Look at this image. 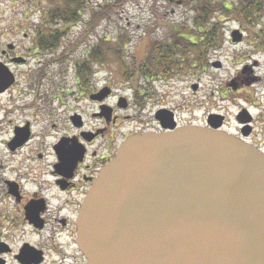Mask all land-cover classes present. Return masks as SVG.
Here are the masks:
<instances>
[{
    "label": "water",
    "instance_id": "obj_1",
    "mask_svg": "<svg viewBox=\"0 0 264 264\" xmlns=\"http://www.w3.org/2000/svg\"><path fill=\"white\" fill-rule=\"evenodd\" d=\"M159 115L168 129L128 137L84 200L87 264H264V153L220 130V117L204 127Z\"/></svg>",
    "mask_w": 264,
    "mask_h": 264
},
{
    "label": "flooded vegetation",
    "instance_id": "obj_2",
    "mask_svg": "<svg viewBox=\"0 0 264 264\" xmlns=\"http://www.w3.org/2000/svg\"><path fill=\"white\" fill-rule=\"evenodd\" d=\"M24 15L28 17V12ZM48 20L25 27L15 21L11 28L0 27V46L2 39L8 38L0 49V66H7L15 75L10 77V84H4L5 90L0 89V133L5 129L10 133L7 139H0V264H87L77 243L79 211L94 179L122 143L113 142L114 132L107 136V128L129 118L118 113L132 106L128 103V109L120 108L121 99L111 106L108 101L114 91L110 84L92 87L98 71L89 77L76 75L71 90L63 82L54 95L43 89L44 80L66 81L70 75L68 72L61 78L58 72L37 71L44 65H58L55 49L45 50L40 42L44 29H49L43 25ZM19 39L29 40L32 46L20 51ZM29 66L33 67L28 72H20L21 67ZM106 87L112 91L103 96L100 91ZM67 98L73 103L88 99L98 109L94 113L72 109ZM60 108L64 119L53 113ZM62 120L70 127L59 131ZM154 127L162 130L156 115ZM237 129L235 135L264 152V107L256 112L249 107L243 126ZM146 130L151 128L129 135ZM50 137L56 141L44 148Z\"/></svg>",
    "mask_w": 264,
    "mask_h": 264
},
{
    "label": "rangeland",
    "instance_id": "obj_3",
    "mask_svg": "<svg viewBox=\"0 0 264 264\" xmlns=\"http://www.w3.org/2000/svg\"><path fill=\"white\" fill-rule=\"evenodd\" d=\"M16 1L19 0H0L1 28H11L15 21H17L16 25L20 23L23 27L40 24L44 10L56 12V9L61 10L64 6L61 0ZM86 1L88 6L82 8L84 13L79 23L71 28V39L68 42L75 43L81 40L73 58H81L86 55L85 50L88 51L92 46L99 45L103 61L98 62L104 63L105 66L95 75L91 83L92 87L98 89L110 84L109 87L114 91V97L108 101L111 106H115L119 97L126 98L129 105L132 104L129 110L118 113L129 118L123 119L116 126L108 127L105 132L107 136L114 132L113 142L116 144L140 128L155 130V115L163 107L175 111L177 120L181 124H199L205 122L212 114L221 115L225 118L226 127L232 130L237 128V115L243 111L244 107H251L254 112L262 111L264 107V0L256 3L248 19L244 13L237 15L236 12H226V10L216 12L212 23L220 24L217 32V38L220 37L221 41L218 39L220 46L218 48L206 46L203 55L201 51H197V47L190 48L191 50L184 54L185 62L183 66L180 65V70L169 75L161 73L154 76V78L161 76L162 79L154 80L152 84L147 83L144 76L142 79L139 78L140 74L136 69L135 59L141 57L139 49L145 40H147L146 44L151 45L152 41H163L167 36H176L175 32L171 31L174 23L180 25V30L177 32L182 31L188 36L186 33L188 29L198 30L194 23L197 14L194 10L196 5L208 4L212 1L215 5L224 4L231 7L237 0ZM107 4H116L111 16L109 18L101 16L98 22L93 21L91 12L99 11ZM101 5L103 6L100 7ZM26 11L29 14L28 17L24 15ZM234 30L243 33L242 41L233 42ZM28 38L31 40L30 37ZM195 38V35L191 36L192 43H197ZM29 40L19 39L17 44L20 51L32 46ZM7 42L8 38L2 39V45ZM31 67L33 66L21 67L20 72H28V69H32ZM96 67L99 69L97 63ZM42 68L45 73L58 72L61 78L67 72L64 65L60 63L56 66L39 67V69ZM39 69L37 71L42 73ZM255 77H259V80L254 82ZM132 79L139 81V84H133ZM20 80H22V87L24 78L21 77ZM75 80L76 71L72 70L68 80L66 77V81L60 78L55 81L44 80L43 89L50 90V94L54 95L58 92L61 82L66 85L67 90H71L76 84ZM249 81L253 82L248 85L250 88L247 87ZM195 84L198 85L197 90L192 88ZM138 89L144 92L141 95L145 105L143 110L134 106L137 102ZM66 101L73 106L72 109L82 108L89 113H94L98 109L97 105L90 103L88 99L81 103H73L70 98ZM56 105L58 102L54 104ZM53 113L60 119H64L62 108ZM2 116L3 113L1 118ZM134 116H136L135 119ZM88 119L92 120L89 117ZM66 127L69 128L70 123L62 120L59 131ZM36 128L39 129L40 126ZM64 132L66 129L61 133ZM9 135V130L5 129L3 134L0 133V139L3 141ZM54 141H56L54 138H48V145H44V148H50L52 145L50 143ZM108 143L110 144L111 141Z\"/></svg>",
    "mask_w": 264,
    "mask_h": 264
},
{
    "label": "trees",
    "instance_id": "obj_4",
    "mask_svg": "<svg viewBox=\"0 0 264 264\" xmlns=\"http://www.w3.org/2000/svg\"><path fill=\"white\" fill-rule=\"evenodd\" d=\"M61 1L64 2L62 9H56V12L52 10L48 15V21L50 22L43 24L44 26H49V29H44L40 42L45 50L48 48L55 49V60L62 63L67 70L73 62V64H76L78 74L89 77L92 75L96 63L97 65L101 64V68L105 65L104 63H99L103 61V55L99 45L96 44L89 48L88 51L85 50L84 54L86 52V55H83L81 58H73L74 53L78 50V43L81 40L75 43L68 42L71 39V28L81 20L82 13H84L82 8L87 7L88 2L86 0ZM104 1L111 2L112 0ZM256 3V0H237L231 7H227L224 4L215 5L212 1L208 4L201 3L196 5L194 10L197 14L194 23L198 30L191 31L188 29L187 32L185 31L188 34V36H186L182 31L180 33L177 32L180 30V25L174 23L171 31L172 33L175 32L176 36H167L163 41H152L151 45L146 44L147 40L143 42V45L139 49L141 57H136L135 59L137 62L136 69L140 74L138 75L140 76L139 78L142 79V76H144L147 83L152 84L154 80L161 78V76L156 78H154V76L161 75V73H168L167 75H169L178 69L180 70V65L183 66L185 62L184 54L191 50L190 48L197 47V51H201L203 55V50H205L206 46H219L221 41L220 37L217 38V32L220 24L218 22L212 23L213 15L218 11L226 10V12H236L237 15L244 13L246 19H248V17L252 15ZM102 6L103 5L100 7ZM114 6H116V4H107L99 11L93 10L91 12L92 20L98 22L101 16L109 18L114 11ZM48 11L50 10L44 11L43 13L47 15ZM45 17L46 16H44V18ZM90 24H93V22H90ZM192 35L196 36L194 40L197 41V43H192ZM192 45L195 46L191 47ZM70 54L72 57H70ZM67 58H70V60H67ZM138 82L139 81L132 79L133 84L137 85L139 84ZM143 93L141 89L136 91L138 103L143 102V97H141Z\"/></svg>",
    "mask_w": 264,
    "mask_h": 264
}]
</instances>
